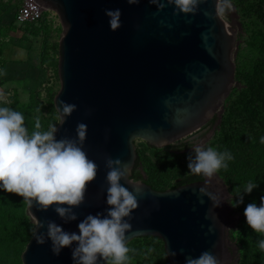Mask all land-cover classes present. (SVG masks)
I'll use <instances>...</instances> for the list:
<instances>
[{
	"label": "water",
	"instance_id": "water-1",
	"mask_svg": "<svg viewBox=\"0 0 264 264\" xmlns=\"http://www.w3.org/2000/svg\"><path fill=\"white\" fill-rule=\"evenodd\" d=\"M34 1L57 15L61 29L59 90L53 98L58 115L56 138L76 139L77 125L85 124L83 149L98 171L87 185L84 202L73 209L77 220L66 223L54 208L39 211L35 203L32 208L26 203L29 217L54 221L64 231L78 234V224L87 215L106 213L105 162L119 159L129 166L130 184L127 179L120 183L130 191H134L132 184L141 187L139 207L126 218L131 225L126 243L140 237L160 239L167 264H185L186 257L196 258L204 251L216 256L220 264H237L235 247L229 241L236 221L227 188L217 174L164 191L132 179L136 140L161 149L215 118L219 126L224 104L237 84L240 27L233 5L226 12L228 23L218 13L220 0H198L195 12L189 14L178 13L173 0H139L135 5L127 0ZM159 3L165 7L159 9ZM106 9L122 13L121 27L115 32ZM60 101L76 105L64 122L57 111ZM204 185L220 197L218 207L199 195ZM33 222L34 232L20 255L21 264H74L76 243L56 255L50 239L37 244ZM98 264L107 261L98 258Z\"/></svg>",
	"mask_w": 264,
	"mask_h": 264
},
{
	"label": "clouds",
	"instance_id": "clouds-1",
	"mask_svg": "<svg viewBox=\"0 0 264 264\" xmlns=\"http://www.w3.org/2000/svg\"><path fill=\"white\" fill-rule=\"evenodd\" d=\"M127 3L135 5L139 0H127ZM173 5L178 13L189 14L195 12L198 0H173ZM164 7L165 3H159V9ZM105 15L113 32L121 27L120 9H106ZM75 110L76 105L64 101H60L57 107L63 122ZM35 128H41L39 120ZM57 131L58 128L52 125L48 130H35L29 134L21 112L0 107V189L22 197L30 208L34 203L39 211L54 208L67 223L77 220L73 209L84 202L87 185L96 179L98 165L83 149L87 137L85 124L77 125L76 139L57 140ZM261 143H264V137ZM193 153L187 158L189 172L206 177H212L222 168L227 169L228 162L234 159L231 152H221L212 147L196 146ZM105 166L108 169L106 203L109 206L106 213L87 215L78 224V234L64 231L54 221H40L32 215L37 244L43 245L46 239H50L52 252L59 255L61 249L76 243L77 247L72 249L74 264H98V258L107 264H125L130 251L126 232L131 227L126 218H130L139 207L137 196L141 187L132 184L134 191H130L120 183L127 179L128 164L108 158ZM127 183L130 184L128 179ZM257 187L258 184L250 181L242 193L251 194ZM242 193L233 207L243 203ZM199 195L207 196L217 207L221 203L220 197L210 192L206 185L199 189ZM243 214L251 230L264 234V196H261L259 206L255 202L248 203ZM45 228L46 232H39ZM257 244L264 251V239L258 240ZM185 264H220V261L204 251L196 258L186 257Z\"/></svg>",
	"mask_w": 264,
	"mask_h": 264
},
{
	"label": "rangeland",
	"instance_id": "rangeland-1",
	"mask_svg": "<svg viewBox=\"0 0 264 264\" xmlns=\"http://www.w3.org/2000/svg\"><path fill=\"white\" fill-rule=\"evenodd\" d=\"M252 4L261 12L255 13L250 6ZM19 5L20 0H0V107L6 106L21 112L25 117V126L31 134L35 130H48L50 126H56L58 123L53 98L59 90L57 62L61 29L49 27L48 30L45 29L46 34L42 35L18 29L14 23V14ZM232 5L240 27L235 65L236 69H241L247 75L258 61L264 60V22L260 16L264 13V0H220L218 13L228 23H231V20L226 12L232 11ZM235 29H238L236 25ZM41 62L44 65H41ZM244 81L246 78L240 82L236 80L237 92L224 104L220 124L212 135L205 137L207 131L203 127L174 145L161 149L136 140L134 146L136 155L138 153L140 157L139 171L142 179L135 181H148L155 190H168L176 181L190 174L187 158L190 154L194 155L193 149L196 146L217 149L222 132H227L229 126L235 127L239 123L240 117L235 112L236 104L233 102L239 90L244 87ZM37 120L40 122V129L35 128ZM181 145L186 146L182 151L178 150ZM226 173L222 168L216 174L229 193V203L236 221L229 232V241L235 247L239 264L245 247L240 240L242 226L238 225V222L244 217V212L240 209L241 204L237 207L232 205L239 199L244 188L237 186L235 182H227ZM0 197V207L26 218L21 230L23 236L14 237L12 241L8 239L12 235L10 225L0 220V263L21 264L20 255L34 232V222L27 214L26 203L22 197L2 189ZM127 246L130 251L125 264H166L160 239L135 238L130 240ZM243 256L244 259L247 258V251Z\"/></svg>",
	"mask_w": 264,
	"mask_h": 264
},
{
	"label": "trees",
	"instance_id": "trees-1",
	"mask_svg": "<svg viewBox=\"0 0 264 264\" xmlns=\"http://www.w3.org/2000/svg\"><path fill=\"white\" fill-rule=\"evenodd\" d=\"M250 6L255 13L261 12L258 7H255V4ZM260 16L264 22V13ZM45 29L48 30L49 27L47 25L42 26L43 34H46ZM24 30L40 34V30L35 27H26ZM262 40L264 41V32L262 33ZM41 65H44L43 62H41ZM245 78L244 87L239 90L237 98L233 102V104H236L235 112L240 117V121L235 127L229 126L228 133L226 131L222 132L221 141L217 147L218 151L227 150L234 157L233 160L228 162V168L225 169L227 182H235L237 186H243V188L250 181L258 184V187L251 194H243V203L240 205L243 212L248 203L255 202L259 206L260 198L264 196V143H261V138L264 137V60L258 61L247 75L241 69H236L235 79L237 82ZM237 88L236 86L233 88L226 102L232 94L237 92ZM185 147V145H181L178 150L182 151ZM139 167L140 157L137 153L132 170V179L134 180L142 179ZM197 179L199 178L196 174L190 173L168 189L191 183ZM142 181L149 185L148 181ZM0 220H4L5 223L10 225L12 233L8 238L10 241L14 237L23 236L21 230L26 221L23 215L9 213L4 207H0ZM244 224H246L245 217L238 222V225L242 226L240 240L245 247L241 253L239 264H264V251H261L257 244L258 240L264 239V234H257L247 224L245 226ZM246 251L247 258L244 259L243 254Z\"/></svg>",
	"mask_w": 264,
	"mask_h": 264
},
{
	"label": "built area",
	"instance_id": "built-area-1",
	"mask_svg": "<svg viewBox=\"0 0 264 264\" xmlns=\"http://www.w3.org/2000/svg\"><path fill=\"white\" fill-rule=\"evenodd\" d=\"M34 4L42 8L34 0H20V5L14 14V23L18 29L35 27L40 30V35H42L41 29L43 25L53 29L60 28L58 17L54 12L43 8V10H38L33 7ZM18 31L20 32V30Z\"/></svg>",
	"mask_w": 264,
	"mask_h": 264
},
{
	"label": "flooded vegetation",
	"instance_id": "flooded-vegetation-1",
	"mask_svg": "<svg viewBox=\"0 0 264 264\" xmlns=\"http://www.w3.org/2000/svg\"><path fill=\"white\" fill-rule=\"evenodd\" d=\"M205 128H206V134L204 135L205 137H208V135H212V130L214 129V131L216 130V118L215 119H213V120H211L206 126H205ZM197 177L199 178V179H197V180H195V181H193V182H196V181H200V180H202V178H203V174H200V175H197Z\"/></svg>",
	"mask_w": 264,
	"mask_h": 264
}]
</instances>
